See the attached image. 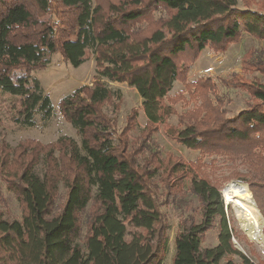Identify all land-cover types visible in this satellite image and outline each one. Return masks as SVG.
<instances>
[{
	"label": "trees",
	"instance_id": "trees-1",
	"mask_svg": "<svg viewBox=\"0 0 264 264\" xmlns=\"http://www.w3.org/2000/svg\"><path fill=\"white\" fill-rule=\"evenodd\" d=\"M250 1L0 0V126L34 127L37 118L53 114L50 96L32 74L49 66L53 55L77 68L91 51L99 75L58 102L81 144L62 136L46 145L27 140L14 150L0 146L2 176L22 213L20 220L10 219L0 210V264H162L170 227L161 206L184 193L186 181L200 207L181 219L173 264H238L232 256L239 264H255L234 247L224 195L199 172L203 160L188 166L150 150L158 125L176 114L175 106L193 102L171 136L202 156L248 164L251 194L246 187L241 191L262 209L264 84L248 76L264 77V51L246 53V76L221 80L251 97L235 116H228L211 78L188 81L205 49L222 52L243 34L264 41V1L257 9ZM108 82L138 91L144 128L133 109L119 129L122 99ZM176 82L185 90L170 97ZM218 221V244L203 248Z\"/></svg>",
	"mask_w": 264,
	"mask_h": 264
},
{
	"label": "rangeland",
	"instance_id": "rangeland-1",
	"mask_svg": "<svg viewBox=\"0 0 264 264\" xmlns=\"http://www.w3.org/2000/svg\"><path fill=\"white\" fill-rule=\"evenodd\" d=\"M251 1H253L252 7L257 9L258 6L256 4L264 0ZM238 6L244 8V3L238 1ZM251 50L264 51V41L257 40L248 34H243L238 42L230 44L226 50L222 52H214L210 48H207L201 53L188 75L189 82H194L201 77H209L214 81L217 86L216 95L224 102V109L229 117L235 116L241 110L245 109L247 104L252 100L245 91L226 87L222 84L221 80L230 78L233 74L246 76L242 72V62L246 53ZM32 74L39 79L45 93L50 96L54 106L53 114L47 120L37 118L34 127H21L10 122L3 124L0 126V146L5 144L11 150H14L20 143L27 140H35L46 145L56 142L62 136H70L75 139L78 144H81V137L77 134L76 129L64 119L57 106L62 98L71 95L81 86H91L94 83L95 78L99 77L96 71L93 53L89 51L86 55V61L84 64L77 68L72 67L66 62L62 55L55 54L51 57V64L49 66L34 71ZM248 77L259 80L264 84V77L259 73H255ZM108 85L112 90L118 91L119 96L122 99L120 110L116 113L119 129L121 130L126 124L127 116L133 109H136L139 112L137 121L140 129L144 128L147 120L142 109V98L138 91L135 88L129 87L125 83L108 82ZM184 90V85L180 82H176L169 96L174 97ZM195 106L196 105L193 102H179L175 106L176 114L172 115L165 124L158 125V130L153 136L154 143H151L150 150L158 151L163 160H166L169 155L180 157L188 166L201 158L205 170L203 169V171L200 170L199 172H202V175H204L205 172L209 180L221 191L222 195H224L225 188L230 184H234L240 190L241 188L244 189V191L246 187L247 192L249 189V193L251 194V187L247 183L251 176L248 164H241L240 162L232 163L229 160H226L225 157L218 155L202 156L199 152L191 151L183 145H180L171 136L170 128H181L179 116L182 113L193 109ZM137 135L138 131L132 133L133 138ZM43 168L44 160H42L41 164L37 167V172L40 176L44 173ZM234 174H241L242 176H246V178L244 180L235 179L236 176ZM157 181L160 185L162 184L159 176H157ZM174 184L176 183L174 182L173 185ZM163 191L162 187L161 192ZM173 191H175V189ZM182 193H177L178 195H176L172 201L166 202L161 206V211L165 215L170 227L168 230V252L162 264H173V258L176 252L175 236L180 227L181 219L186 218L188 215L192 214L193 210L200 207L198 199L189 189V181L185 182V191L183 194ZM64 195V186L60 185V202L64 199ZM250 198L254 200L252 196H250ZM261 199L262 201L264 200V198ZM261 206L262 209L257 205L255 208L260 217V228L263 236L262 243L258 244L250 239L241 229L240 221L237 217L234 206H227L225 204L226 217L233 234V245L235 247L234 242H236L239 248L244 251V254L251 258L255 264H264V203H262ZM0 210L10 219H21L22 213L20 202L14 194L7 190L1 169ZM196 213H198L197 210ZM219 227L220 225L218 221L214 229L209 231L205 237V240L202 243L203 248L214 247L218 244ZM84 232L85 229L83 228L82 237L85 234ZM232 258L236 263H241L238 256H232ZM224 262L225 260H222L221 264H224Z\"/></svg>",
	"mask_w": 264,
	"mask_h": 264
},
{
	"label": "bare ground",
	"instance_id": "bare-ground-1",
	"mask_svg": "<svg viewBox=\"0 0 264 264\" xmlns=\"http://www.w3.org/2000/svg\"><path fill=\"white\" fill-rule=\"evenodd\" d=\"M224 197L226 205H232L236 209L241 229L245 234L256 243H262L260 217L252 201L234 184L225 188Z\"/></svg>",
	"mask_w": 264,
	"mask_h": 264
},
{
	"label": "water",
	"instance_id": "water-1",
	"mask_svg": "<svg viewBox=\"0 0 264 264\" xmlns=\"http://www.w3.org/2000/svg\"><path fill=\"white\" fill-rule=\"evenodd\" d=\"M234 244H235V247H237L240 252L244 253V251L241 248H239V246L236 242H234Z\"/></svg>",
	"mask_w": 264,
	"mask_h": 264
}]
</instances>
